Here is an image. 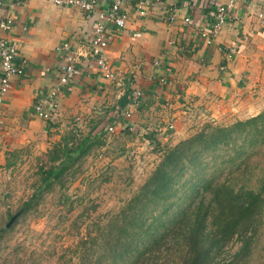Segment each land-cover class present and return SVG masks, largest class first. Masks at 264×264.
<instances>
[{"label":"crops","instance_id":"crops-1","mask_svg":"<svg viewBox=\"0 0 264 264\" xmlns=\"http://www.w3.org/2000/svg\"><path fill=\"white\" fill-rule=\"evenodd\" d=\"M228 1L233 6L226 24L205 44L199 30L207 27L213 8ZM111 2L98 0L97 10L88 13L55 7L48 0L4 1L3 14L13 20L4 37L17 44L18 61L24 62L4 100L0 164L18 150L46 151L54 138L59 140L60 127L81 125L97 137L113 124L117 135L134 134L123 128L127 123L151 145L171 137L173 142L184 140L199 122L242 120L264 108V31L255 17L264 10V0H123L126 24L112 26L106 49L114 73L109 78L89 51L96 12ZM140 2L145 3V16L139 14ZM171 10L176 12L173 21L168 20ZM65 41L75 70L71 89L59 95L48 122L37 116L34 104L63 87V57L56 48ZM135 90H142L143 99L132 118L126 122L114 116ZM170 122L174 131L166 129Z\"/></svg>","mask_w":264,"mask_h":264},{"label":"rangeland","instance_id":"rangeland-1","mask_svg":"<svg viewBox=\"0 0 264 264\" xmlns=\"http://www.w3.org/2000/svg\"><path fill=\"white\" fill-rule=\"evenodd\" d=\"M235 121L199 122L186 139L197 135L206 124L227 126ZM89 133L81 125L60 127L59 140L54 138L46 151L22 149L9 153L1 162L0 264H86V258L81 254L83 242L88 236L101 235L104 217L120 211L149 179L164 151L183 141L173 142L171 137L149 145L139 135L131 133L106 135L105 142L101 136L97 139L93 136L91 141L95 142L89 155L77 159L53 184L52 192L25 209L39 184L40 167L52 166L48 154L55 150V144L66 137L68 145L75 147ZM53 157H58L60 162L63 155L56 151ZM225 161L224 152L220 150L205 158L201 169L188 170L173 187L165 204L172 205L159 218L161 221L154 219L160 212L162 214L159 211L149 216L153 219L148 223L157 226L184 208L192 193L191 186L202 176L208 178L215 164L219 166L222 181L226 184L235 182L237 174H233L234 167ZM261 173H264V138L247 171L238 178L240 182L236 187L250 183L259 188L264 182ZM17 212L20 213L15 221L6 228L5 225ZM179 240L169 237L165 246L146 264H179V251L184 248ZM86 248L89 249L88 245ZM91 252L94 258L101 249L95 244ZM209 264H264V205L252 225L244 233L233 236Z\"/></svg>","mask_w":264,"mask_h":264},{"label":"trees","instance_id":"trees-1","mask_svg":"<svg viewBox=\"0 0 264 264\" xmlns=\"http://www.w3.org/2000/svg\"><path fill=\"white\" fill-rule=\"evenodd\" d=\"M125 104L124 101L122 107ZM88 135L75 147L68 145L66 137L55 144V150L48 154L52 166L40 167L39 184L25 209L52 192L53 184L77 159L89 155L95 141ZM263 138L264 108L256 115L227 126L206 124L197 135L166 149L135 196L120 211L104 217L101 235L88 236L83 242L81 254L86 258L85 263L146 264L165 246L167 239L174 236L184 247L179 251V264H209L233 236L244 233L252 225L264 205V182L259 188L250 183L236 187L240 182L238 178L258 153ZM101 140L105 142L103 136ZM220 150L224 152L226 164L234 167L235 182L222 181L219 166L215 164L216 173L210 170L208 178L202 176L191 186L192 193L184 208L157 226L148 223L154 212L162 211L154 218L159 221L167 213L172 205H165L167 199L182 176L188 170L201 169L204 159ZM56 151L63 155L60 162L58 157H53ZM260 175L264 177V173ZM95 244L101 252L99 257L93 258L91 251Z\"/></svg>","mask_w":264,"mask_h":264},{"label":"built area","instance_id":"built-area-1","mask_svg":"<svg viewBox=\"0 0 264 264\" xmlns=\"http://www.w3.org/2000/svg\"><path fill=\"white\" fill-rule=\"evenodd\" d=\"M4 1L0 0V132L3 125V109L4 100L11 87L13 76L23 73L24 60L18 61V46L14 42H10L4 35L11 32L13 27V20L7 15L3 14ZM53 6H70L88 13H94L98 8V0H48ZM123 0H112L111 4L103 10L96 12V22L93 30L92 42H90L89 56L94 62L99 71L109 78L114 77L113 71L110 69L109 63L106 59V49L112 38V26L122 28L126 24L127 14L122 10ZM145 3L138 4V11L140 16H145ZM232 1L217 4L211 13V19L207 22V27L199 30V36L209 44L214 37L222 30L227 21V13L232 8ZM264 31V10L255 14ZM176 18L175 10H171L168 16L169 21ZM184 24L190 25L191 19H183ZM57 52L62 53L63 62L59 64L60 77L59 82L63 87L54 88L47 93L45 99H40L34 104V110L37 116L44 121H50L53 111L57 110L58 97L60 94L69 91L71 88V78L75 70L74 57L71 54L72 49L68 42H63L56 48ZM233 53H227V57ZM143 99L142 90H135L128 97L124 107L115 111L114 116L121 117L124 121L132 118V115L140 107ZM124 129L139 135V131L133 127L132 124H123ZM174 124H166V129H173ZM142 132V131H141ZM115 126L113 124L106 126L103 134V139L106 135L115 134ZM104 141H106L104 139Z\"/></svg>","mask_w":264,"mask_h":264},{"label":"water","instance_id":"water-1","mask_svg":"<svg viewBox=\"0 0 264 264\" xmlns=\"http://www.w3.org/2000/svg\"><path fill=\"white\" fill-rule=\"evenodd\" d=\"M18 214H19V213H16V215H14V216L10 219L9 223H7V224L5 225L6 228H8V226L11 225V224L15 221V219H16V217H17Z\"/></svg>","mask_w":264,"mask_h":264}]
</instances>
